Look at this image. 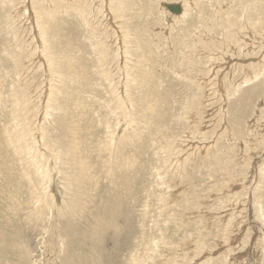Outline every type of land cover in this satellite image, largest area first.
Listing matches in <instances>:
<instances>
[{
	"label": "rangeland",
	"instance_id": "1",
	"mask_svg": "<svg viewBox=\"0 0 264 264\" xmlns=\"http://www.w3.org/2000/svg\"><path fill=\"white\" fill-rule=\"evenodd\" d=\"M263 215L264 0H0V264H264Z\"/></svg>",
	"mask_w": 264,
	"mask_h": 264
},
{
	"label": "bare ground",
	"instance_id": "2",
	"mask_svg": "<svg viewBox=\"0 0 264 264\" xmlns=\"http://www.w3.org/2000/svg\"><path fill=\"white\" fill-rule=\"evenodd\" d=\"M164 4V3H163ZM167 4H174V3H165L164 5H165V7H167ZM175 4H177V3H175ZM180 6H181V11L179 12V13H175L176 15H179V14H184L185 13V6H184V4H179ZM168 8V7H167ZM166 8V9H167ZM169 10V9H168ZM170 11V10H169ZM45 35V34H44ZM62 109V108H61ZM81 113V112H80ZM35 135V134H34ZM36 136V135H35ZM72 138V137H71ZM34 140V139H33ZM40 143V142H39ZM61 147V146H60ZM23 149V148H22ZM75 150V149H74ZM64 153V152H63ZM68 154V153H67ZM37 158V157H36ZM85 173H87V172H85ZM78 174V173H77ZM81 175V174H80ZM42 179V178H41ZM66 187V186H65ZM81 188V187H80ZM78 190V189H77ZM80 194V193H79ZM12 205H13V203H12ZM54 210V209H53ZM77 211V210H76ZM259 214V213H258ZM264 216V215H263ZM53 219V218H52ZM94 242V241H93ZM96 246V245H95ZM94 249H95V247H94ZM98 251V250H97ZM134 260V259H133ZM135 261V260H134ZM99 263V262H98ZM142 263V262H141Z\"/></svg>",
	"mask_w": 264,
	"mask_h": 264
},
{
	"label": "water",
	"instance_id": "3",
	"mask_svg": "<svg viewBox=\"0 0 264 264\" xmlns=\"http://www.w3.org/2000/svg\"><path fill=\"white\" fill-rule=\"evenodd\" d=\"M167 7L173 13H179L181 11V6L179 4H167Z\"/></svg>",
	"mask_w": 264,
	"mask_h": 264
}]
</instances>
